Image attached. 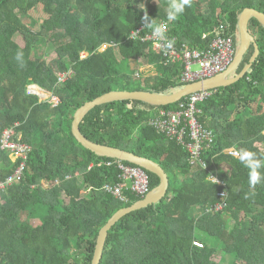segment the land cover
<instances>
[{
  "label": "trees",
  "instance_id": "16d2710c",
  "mask_svg": "<svg viewBox=\"0 0 264 264\" xmlns=\"http://www.w3.org/2000/svg\"><path fill=\"white\" fill-rule=\"evenodd\" d=\"M171 2L0 0V141L4 130L18 123L17 135L31 147L21 180L0 193V264H92L101 228L120 208L143 198L127 192L124 202L104 190L119 180L116 165L105 162L116 158L84 147L72 123L80 106L109 91L169 94L186 85L180 79L183 61H172L152 41H143L144 35L165 26L164 36L180 51L207 49L218 36H231L237 51L243 10L264 12V0H189L184 12L169 20ZM249 29L260 49L251 68L198 103L200 121L215 134L203 155L207 168L192 165L184 145L150 124L161 109H176L187 96L169 105L110 101L81 122L90 140L148 157L170 179L161 201L123 216L109 230L100 264H241L236 258L250 245L257 247L256 264H264V181L250 186V170L239 159L250 151L264 162V25L251 17ZM38 38L47 40L56 64L36 56ZM255 49L252 44L233 75ZM140 60L153 62L154 73L141 71ZM64 71L72 74L60 82ZM33 82L51 92L50 98L29 91ZM17 164L0 145V179ZM146 171L154 189L160 177ZM211 172L223 184L210 180ZM223 190L227 194L220 196ZM222 202L224 209L216 210ZM207 237L224 243L230 261L211 258L214 247ZM195 239L204 246H196Z\"/></svg>",
  "mask_w": 264,
  "mask_h": 264
},
{
  "label": "built area",
  "instance_id": "2783aa9c",
  "mask_svg": "<svg viewBox=\"0 0 264 264\" xmlns=\"http://www.w3.org/2000/svg\"><path fill=\"white\" fill-rule=\"evenodd\" d=\"M142 29H144V25L133 33V36L138 35ZM165 29L166 27L162 26L160 35L154 32L148 33L143 36L142 40L152 41L154 48L163 51L164 55L172 61H183L184 69L180 78L183 83L188 84L222 73L234 59L236 49L234 39L231 36H218L207 49H184L180 51L175 44L171 43V40L166 39L163 34ZM169 44H171L170 47ZM87 54H82V57H86ZM194 64H198L199 68L193 69ZM71 74V71L60 72L58 74L59 81H65ZM211 94L212 89L196 91L188 95L187 99L181 102L176 109L163 108L150 120V124L160 133L185 146L190 154L189 160L192 165H198L204 169L207 168V162L203 155L214 143L215 134L213 130L205 127L200 121L198 114L201 113V109L198 107V103L205 101ZM52 100L56 103L59 101L55 96L52 97ZM17 125L18 123L6 128L0 141L1 147L10 151L14 160H18L14 172L5 179H0V193L21 180L29 157L30 144L22 139V135H17ZM229 151L234 155L239 154L234 148ZM105 162L109 165H116L119 171V180L115 183H106L103 188L121 201H129L127 192L145 197L152 190L150 176L145 168L127 164L119 159ZM209 179L223 184V181L213 172L210 173ZM226 194V190L219 193L220 196ZM225 205L226 202L218 203L215 209L221 210ZM193 243L198 247L204 246V242L199 239H195Z\"/></svg>",
  "mask_w": 264,
  "mask_h": 264
},
{
  "label": "water",
  "instance_id": "95a60500",
  "mask_svg": "<svg viewBox=\"0 0 264 264\" xmlns=\"http://www.w3.org/2000/svg\"><path fill=\"white\" fill-rule=\"evenodd\" d=\"M251 17L257 18L263 25H264V12L254 8V7H246L240 15L239 19V30H240V45L236 51L235 58L230 65V67L217 75L207 77L205 79H200L191 83L184 85L181 89L169 93V94H162L153 91L147 90H113L107 93H104L93 100L87 101L85 104L80 106L74 116V120L72 123V132L77 138V140L87 149L92 150L96 155L104 156V157H112L116 159H120L122 161H128L139 165L146 170H149L160 177L159 184L152 189L145 197L140 200L135 201L129 206H125L120 208L108 221L107 223L101 228L96 250L94 254V258L92 264H100V261L103 256L104 247L106 244L107 236L109 230L125 215L147 207L148 205L157 203L161 201L168 192L170 186V179L169 175L166 170L159 165L157 162L153 161L152 159L139 155L135 152L108 145L102 144L98 142H94L87 138L81 131L80 124L88 114V112L96 107L97 105L107 103L110 101H118L124 99H136L145 101L150 104L154 105H169L180 101L182 98L200 90H210L215 89L221 86H228L233 83H236L238 80L242 79L248 70L251 68L252 64L256 60L259 55L260 49L259 45L256 41L255 36L251 33L249 29V22ZM255 46V53L253 54L250 62L242 69V71L237 74L233 75L235 70L240 65L241 61L243 60L245 54L251 47V45ZM39 89H42L40 85L37 84ZM31 92H35L29 90ZM40 95V97H44L43 93L35 92ZM43 99V98H42Z\"/></svg>",
  "mask_w": 264,
  "mask_h": 264
},
{
  "label": "rangeland",
  "instance_id": "374dc122",
  "mask_svg": "<svg viewBox=\"0 0 264 264\" xmlns=\"http://www.w3.org/2000/svg\"><path fill=\"white\" fill-rule=\"evenodd\" d=\"M34 15H36V13L34 12ZM18 43L24 45V40L20 37L16 38ZM37 41V49L35 50V54L36 56H43L47 59V61L50 64H56V53L54 51H49V44L46 42L47 40L45 38L41 39L38 38L36 39ZM154 48V46H153ZM155 49V48H154ZM85 53H88L87 51L83 50L82 54L85 55ZM138 66L140 67L141 71H144L146 73H154V65L153 62L146 60H140L138 63ZM199 65L198 64H194L193 65V69H198ZM35 87H37V83H31L29 88L30 90H35ZM40 92H43V94L45 95L44 97H42L43 99H47L48 97L50 98L51 96V92L45 90V89H39ZM40 222V219L36 218L33 220V223L36 225ZM202 234V233H200ZM199 234V235H200ZM207 243L209 245H212V247H214V250H210L211 251V258L213 260H217V262H224V260L230 261V256L229 255H224V253L222 252V247H224V243L219 240V239H213V238H209L207 237ZM257 247L255 245H250V249H246L244 251H242L241 253H239L238 257L236 258L237 261H239L241 264H256L257 263Z\"/></svg>",
  "mask_w": 264,
  "mask_h": 264
},
{
  "label": "clouds",
  "instance_id": "9594fccd",
  "mask_svg": "<svg viewBox=\"0 0 264 264\" xmlns=\"http://www.w3.org/2000/svg\"><path fill=\"white\" fill-rule=\"evenodd\" d=\"M189 4V0H172L168 8V19L174 20L176 17L184 12L185 5ZM147 15L145 20L147 21ZM154 33L157 35L161 34V28L154 26ZM171 44H169V47ZM236 54V53H235ZM19 58V57H18ZM239 159L249 171V184L255 186L257 183L264 181V174L260 171L264 169V162L257 158V156L250 151H242L239 154ZM120 160V159H119ZM136 165V164H134ZM224 209V208H223ZM222 210V209H221Z\"/></svg>",
  "mask_w": 264,
  "mask_h": 264
},
{
  "label": "crops",
  "instance_id": "0c3cea01",
  "mask_svg": "<svg viewBox=\"0 0 264 264\" xmlns=\"http://www.w3.org/2000/svg\"><path fill=\"white\" fill-rule=\"evenodd\" d=\"M37 89H39V88L37 87ZM42 90H43V88H42ZM32 91L40 92V91H36V89L35 90H32ZM223 167H224V169H226V166L225 165H223ZM199 233H202V232L199 231Z\"/></svg>",
  "mask_w": 264,
  "mask_h": 264
},
{
  "label": "flooded vegetation",
  "instance_id": "af4514ba",
  "mask_svg": "<svg viewBox=\"0 0 264 264\" xmlns=\"http://www.w3.org/2000/svg\"><path fill=\"white\" fill-rule=\"evenodd\" d=\"M234 58H235V56H234ZM233 60H234V59H233ZM232 62H233V61H232ZM232 62H231V64H232ZM231 64H230V65H231ZM230 65L228 66V68L230 67ZM228 68H227V69H228ZM227 69H226V70H227ZM226 70H225V71H226ZM223 72H224V71H223Z\"/></svg>",
  "mask_w": 264,
  "mask_h": 264
},
{
  "label": "bare ground",
  "instance_id": "6f19581e",
  "mask_svg": "<svg viewBox=\"0 0 264 264\" xmlns=\"http://www.w3.org/2000/svg\"><path fill=\"white\" fill-rule=\"evenodd\" d=\"M36 91H39V89H37V87H35ZM40 93H43V92H40ZM44 95V94H43Z\"/></svg>",
  "mask_w": 264,
  "mask_h": 264
}]
</instances>
